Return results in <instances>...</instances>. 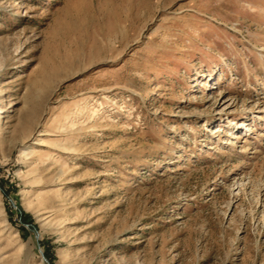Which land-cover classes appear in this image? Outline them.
Masks as SVG:
<instances>
[{
  "label": "rangeland",
  "instance_id": "rangeland-1",
  "mask_svg": "<svg viewBox=\"0 0 264 264\" xmlns=\"http://www.w3.org/2000/svg\"><path fill=\"white\" fill-rule=\"evenodd\" d=\"M0 264H264V0H0Z\"/></svg>",
  "mask_w": 264,
  "mask_h": 264
}]
</instances>
